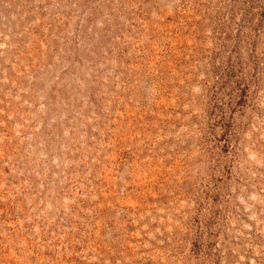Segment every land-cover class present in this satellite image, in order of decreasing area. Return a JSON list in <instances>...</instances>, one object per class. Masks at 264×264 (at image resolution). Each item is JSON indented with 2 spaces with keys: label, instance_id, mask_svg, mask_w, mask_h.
Segmentation results:
<instances>
[{
  "label": "rangeland",
  "instance_id": "rangeland-1",
  "mask_svg": "<svg viewBox=\"0 0 264 264\" xmlns=\"http://www.w3.org/2000/svg\"><path fill=\"white\" fill-rule=\"evenodd\" d=\"M0 264H264V0H0Z\"/></svg>",
  "mask_w": 264,
  "mask_h": 264
}]
</instances>
